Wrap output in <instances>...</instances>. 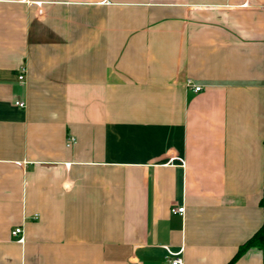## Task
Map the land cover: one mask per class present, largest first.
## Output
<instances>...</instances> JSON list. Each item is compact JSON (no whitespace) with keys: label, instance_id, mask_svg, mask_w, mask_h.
<instances>
[{"label":"crops","instance_id":"0c3cea01","mask_svg":"<svg viewBox=\"0 0 264 264\" xmlns=\"http://www.w3.org/2000/svg\"><path fill=\"white\" fill-rule=\"evenodd\" d=\"M263 226L264 0H0V264H264Z\"/></svg>","mask_w":264,"mask_h":264},{"label":"built area","instance_id":"2783aa9c","mask_svg":"<svg viewBox=\"0 0 264 264\" xmlns=\"http://www.w3.org/2000/svg\"><path fill=\"white\" fill-rule=\"evenodd\" d=\"M28 72V67L26 65H23L20 67L19 71V80L25 81L26 80V74ZM187 87L191 89L194 93H199L203 90V87L201 85L195 84L192 79H188ZM16 105L19 107L24 108L26 106V103L22 100H17ZM76 142V138L73 136L69 137L68 145H71ZM172 213L174 214H181L183 215L185 213V206H174L171 208ZM23 233L24 229L21 226L15 227L11 231V237L12 239H18L23 240ZM167 252H168V264H184V258H183V247H180L178 249H174L171 246H166Z\"/></svg>","mask_w":264,"mask_h":264},{"label":"trees","instance_id":"16d2710c","mask_svg":"<svg viewBox=\"0 0 264 264\" xmlns=\"http://www.w3.org/2000/svg\"><path fill=\"white\" fill-rule=\"evenodd\" d=\"M264 243V226L259 229L250 239L239 247V250L231 263L235 262L251 246H262Z\"/></svg>","mask_w":264,"mask_h":264}]
</instances>
